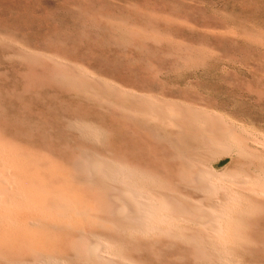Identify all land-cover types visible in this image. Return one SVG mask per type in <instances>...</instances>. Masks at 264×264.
Listing matches in <instances>:
<instances>
[{"label": "bare ground", "instance_id": "6f19581e", "mask_svg": "<svg viewBox=\"0 0 264 264\" xmlns=\"http://www.w3.org/2000/svg\"><path fill=\"white\" fill-rule=\"evenodd\" d=\"M112 25L143 40L173 41L172 33L155 28ZM253 34L246 36L264 44L263 33ZM187 56L184 64L195 66L197 58ZM46 57L52 65L38 81L146 138L159 165L108 148L105 128L77 113L63 119L71 148L65 159L0 134V247L19 245L27 255L0 252L1 258L8 264H161L155 261L163 253L165 264H264L251 252L244 256L255 243L264 254L263 137L215 110L138 92L61 56Z\"/></svg>", "mask_w": 264, "mask_h": 264}, {"label": "rangeland", "instance_id": "374dc122", "mask_svg": "<svg viewBox=\"0 0 264 264\" xmlns=\"http://www.w3.org/2000/svg\"><path fill=\"white\" fill-rule=\"evenodd\" d=\"M119 21L155 28L171 38L172 33L173 41L143 40L119 29L115 25ZM246 33L264 35V0H0V134L65 159L71 148L63 119L77 113L93 118L105 128L104 143L108 148L142 164L159 165L158 155L146 138L83 103L72 102L53 84L37 80L52 65L46 57L51 54L135 91L156 93L223 113V117L264 138V44L250 41ZM198 48H206L203 51L207 56L203 57ZM30 51L43 65L28 55ZM186 55L197 58L195 66L184 64ZM177 60L183 61L185 68ZM3 248L0 252L6 256L26 255L19 245L5 247L7 251ZM247 249L246 259L250 252L251 256L264 258L262 243ZM160 254L155 263L165 264L166 255ZM3 260L0 257L1 264H8Z\"/></svg>", "mask_w": 264, "mask_h": 264}]
</instances>
